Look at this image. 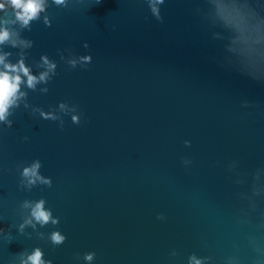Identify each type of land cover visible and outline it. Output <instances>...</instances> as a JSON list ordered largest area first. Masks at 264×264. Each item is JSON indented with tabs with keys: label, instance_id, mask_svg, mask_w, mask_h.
<instances>
[{
	"label": "water",
	"instance_id": "1",
	"mask_svg": "<svg viewBox=\"0 0 264 264\" xmlns=\"http://www.w3.org/2000/svg\"><path fill=\"white\" fill-rule=\"evenodd\" d=\"M42 6L0 10L4 62L55 65L0 121V264H264V0Z\"/></svg>",
	"mask_w": 264,
	"mask_h": 264
},
{
	"label": "clouds",
	"instance_id": "2",
	"mask_svg": "<svg viewBox=\"0 0 264 264\" xmlns=\"http://www.w3.org/2000/svg\"><path fill=\"white\" fill-rule=\"evenodd\" d=\"M162 0H156V3H161ZM54 3L62 4L63 0H54ZM8 5L14 12L16 21L20 22L22 27H26L29 24V21L35 19L39 12L43 11V0H4L3 3H0V10H4L5 6ZM153 13H156V9L153 8ZM10 34L6 29H0V44H3L5 41L9 40ZM15 47V42H13ZM43 65L46 68L45 72H42L37 78L30 74V70L24 66L23 61H19L15 65L6 64L5 57L0 56V65L3 66V71H0V121H4L8 113L9 107H11L15 100L18 98L17 93L19 92L20 84L26 83L28 88H34L38 82L44 81L50 72L53 71L55 65L49 63V61L42 57ZM86 62L89 58H83ZM74 64V62H72ZM21 75L26 77L25 81L21 80ZM22 96L23 93H20ZM43 115V114H42ZM75 121V117L73 118ZM40 164L33 163L30 168H25L23 175L29 177V183H35L37 180L43 181L39 175H37V170L39 169ZM44 202L41 200L36 203L32 208L31 216L32 218L40 223L42 226L47 224L51 220V213L46 211L43 207ZM52 223H56L55 220H52ZM52 241L55 244H59L63 241L59 233L52 234ZM42 253L39 249H36L31 256L27 258V264H43L41 260ZM86 259H91V256L86 257ZM192 264H200V261L192 259Z\"/></svg>",
	"mask_w": 264,
	"mask_h": 264
}]
</instances>
